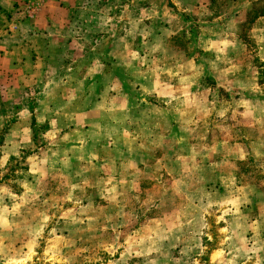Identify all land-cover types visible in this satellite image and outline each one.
<instances>
[{"label": "rangeland", "instance_id": "374dc122", "mask_svg": "<svg viewBox=\"0 0 264 264\" xmlns=\"http://www.w3.org/2000/svg\"><path fill=\"white\" fill-rule=\"evenodd\" d=\"M67 16L88 61L100 60L98 51L104 62L114 58L108 48L118 44L124 62L167 81L182 64L184 80L197 81L200 143L242 142L250 151L239 179L179 186L153 173L113 200L109 187L38 171L48 136L35 80L47 72L33 68L37 53H23L20 66L17 53L46 46V34L63 33L52 19ZM244 110L264 115V0H0V264H264V120L254 124L252 113L242 123ZM21 120L35 130V147L14 152L5 146ZM259 137L256 153L249 144Z\"/></svg>", "mask_w": 264, "mask_h": 264}, {"label": "crops", "instance_id": "0c3cea01", "mask_svg": "<svg viewBox=\"0 0 264 264\" xmlns=\"http://www.w3.org/2000/svg\"><path fill=\"white\" fill-rule=\"evenodd\" d=\"M72 19L53 18L52 27H62L63 33L53 30L46 34V46H20L17 53L18 66L23 53H37L33 68L47 72L45 79L35 80L44 91L41 112L48 136L47 143L38 148L42 152L41 164L46 161L38 171L48 169V174L68 176V183L74 186L97 183L101 191L109 187L113 200L123 196L127 185L153 173L163 178L169 175L179 186L197 179L205 187L214 183L224 188L238 178V168L250 151L242 142L227 147V141L210 143L207 137L204 144L200 143L193 110L199 102L195 98L197 81L184 80L182 64L175 71L178 76L167 81L162 71L156 74L144 65L124 62L118 56L124 48L118 44L108 48L114 58L104 62L98 51L100 60L88 61L83 57L86 52L80 38L66 30ZM59 53L63 56L61 62L54 59ZM94 53L96 57L97 51ZM42 55H46L45 64L39 63ZM131 68L140 70L134 78L119 74ZM188 73L191 76L193 71ZM252 113L254 124L259 125L264 120L262 113L244 110L238 115L246 124ZM207 133L209 136V129ZM10 136L6 149L19 152L35 147V130L24 120L16 122ZM260 139L249 144L251 148L255 145L256 153L263 151L261 143L256 144ZM106 182L109 186L103 185ZM254 193L248 199L255 198L257 202L260 195ZM179 195L182 198V193ZM263 206L259 203L258 209Z\"/></svg>", "mask_w": 264, "mask_h": 264}]
</instances>
